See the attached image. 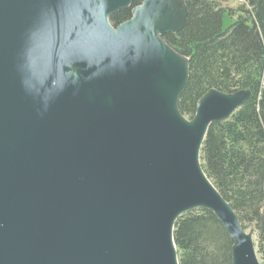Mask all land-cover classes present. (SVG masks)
Listing matches in <instances>:
<instances>
[{
    "label": "water",
    "instance_id": "water-1",
    "mask_svg": "<svg viewBox=\"0 0 264 264\" xmlns=\"http://www.w3.org/2000/svg\"><path fill=\"white\" fill-rule=\"evenodd\" d=\"M175 15L173 0H0V264H180L176 223L199 209L233 264H261L201 162L251 93L212 90L182 115Z\"/></svg>",
    "mask_w": 264,
    "mask_h": 264
},
{
    "label": "trees",
    "instance_id": "trees-1",
    "mask_svg": "<svg viewBox=\"0 0 264 264\" xmlns=\"http://www.w3.org/2000/svg\"><path fill=\"white\" fill-rule=\"evenodd\" d=\"M186 25L164 40L189 59L190 80L179 101L188 120L210 91L248 101L228 120L213 124L201 152L203 170L235 211L246 231L256 234L264 264V0H245L237 11L222 0H184ZM132 8L111 17L117 28L132 18ZM180 264H233L234 242L211 211L199 209L175 226Z\"/></svg>",
    "mask_w": 264,
    "mask_h": 264
},
{
    "label": "rangeland",
    "instance_id": "rangeland-1",
    "mask_svg": "<svg viewBox=\"0 0 264 264\" xmlns=\"http://www.w3.org/2000/svg\"><path fill=\"white\" fill-rule=\"evenodd\" d=\"M174 2V10L176 11L175 22H179L182 20L183 24L185 23V15H186V6L184 0H173ZM245 0H222V4L225 8L229 10L237 11L242 5H244ZM250 232V231H248ZM253 234L256 241V234ZM261 262V261H260Z\"/></svg>",
    "mask_w": 264,
    "mask_h": 264
}]
</instances>
